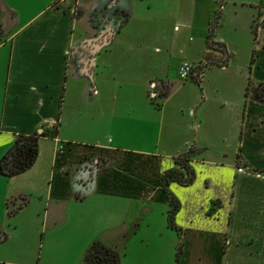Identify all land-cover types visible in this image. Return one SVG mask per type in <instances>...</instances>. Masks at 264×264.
Listing matches in <instances>:
<instances>
[{"label": "crops", "instance_id": "crops-1", "mask_svg": "<svg viewBox=\"0 0 264 264\" xmlns=\"http://www.w3.org/2000/svg\"><path fill=\"white\" fill-rule=\"evenodd\" d=\"M207 1L211 5L204 15L201 42L193 55L189 53L192 59L187 64L195 66L206 53L217 59L220 49L223 66L208 68L225 70L233 66L229 72L237 79L235 92L227 103L226 118L220 116L225 124L220 136H233V144L230 162L224 164L218 159L208 167V176L198 178L195 173L187 186H166L178 204L173 225L178 233L189 236L180 244L178 264H264V105L252 102L249 93L264 84V2ZM123 3L130 15L129 0H89L86 5L80 0H0L7 14L6 20H0V158L15 136H41L36 141L35 158L25 171L8 178L0 176L3 217L19 213L33 200L40 207L36 212L37 229L47 226L53 230L72 219L68 212L73 203L114 204L125 221H130L126 226L128 238L138 226V202L161 203L166 212L167 201L157 178L175 167L172 158L187 148L198 155L189 128L178 136L167 118L149 125L143 119L139 125L119 111L123 98L116 95L131 82L128 73L148 112L154 110L149 94L157 93L158 84L166 86L168 94L155 111L160 112L171 95L167 69L163 71L164 66L159 64L164 48L150 42L149 52H141L145 45L140 39L142 30L150 24L140 22L130 27L134 37L125 38L121 34L127 19L119 28L114 26V16L97 27L87 22L97 5L108 10ZM215 10L217 18L209 37L214 44L208 50L204 38ZM172 29L178 30L176 25ZM148 34L145 31V36ZM132 39H139V47L134 48L137 52L123 50ZM236 41L247 45L246 59L238 66L232 62ZM107 74L115 87L104 86ZM196 85L199 88V82ZM213 89L205 93L206 105L215 102L220 107L223 99L217 93L222 89L218 83ZM178 100L174 112L178 116L185 110L189 120L197 110L198 121L192 130L202 118L208 123L216 121L210 109L202 112L203 102L196 107L199 95L194 100ZM123 118L129 122L126 130L120 123ZM191 124L189 120L188 126ZM85 126L93 129L91 135L85 136ZM123 136H130L134 143L142 142L146 148L128 145L120 139ZM217 156L223 159L220 153ZM95 159L106 163L97 170L88 195L79 201L73 199L74 168ZM193 159L189 163L192 170L196 163ZM15 201L20 204L6 216ZM165 212L164 228L168 229ZM5 233L0 226V236L4 237L1 243ZM119 244L124 248L125 242ZM108 249L118 258L116 251ZM0 264L20 263L0 258Z\"/></svg>", "mask_w": 264, "mask_h": 264}, {"label": "rangeland", "instance_id": "rangeland-1", "mask_svg": "<svg viewBox=\"0 0 264 264\" xmlns=\"http://www.w3.org/2000/svg\"><path fill=\"white\" fill-rule=\"evenodd\" d=\"M88 1L80 0L85 5ZM243 1L254 3L257 0ZM129 3L130 15L127 17L126 28L122 30L121 36L125 38L134 37L130 34L133 33L130 27H134L140 22L150 24L149 28L142 30L143 36L140 39L145 41V45L141 52H149L151 43L164 48L166 54L162 52L159 54L161 60L159 64L164 66L163 71L167 69L171 95L160 112L155 111V108L148 112L142 101L139 88L133 85L132 74L128 73L126 76L131 82L123 85L122 89L118 90L122 92L116 95L118 98L122 95L123 98L119 111L122 114L126 113L131 119L129 121H136L139 125L144 123L143 119L149 125L151 121L156 123L158 119L167 118L171 121L170 127L176 129L175 132L178 136H182L189 128V137H193L192 141L197 145L195 148L199 151L193 159L196 162L193 170L190 167L193 177L195 173L198 178L206 177L210 174L208 167L218 159L219 161L222 160L224 164L230 162L233 136H220L225 127V124L221 123L223 119L220 116L226 118V114L229 112L227 103L234 95L237 79L229 72L233 66L225 70L199 66L196 72L202 68L201 74L198 75L200 84L198 87L202 90L198 91L199 88L192 78L183 82L175 78V70L181 62L188 63L192 59L189 53L191 52L193 55L195 47L201 42L204 15L211 3L207 0H129ZM1 19L6 20L7 14L3 12L0 6ZM173 25H176L178 30L172 29ZM145 31L149 33L147 36H145ZM138 42L139 39L137 41L132 39L128 42L131 44H127L123 50L130 51V53L137 52V49L134 48L139 47ZM233 47L234 58L232 62L234 65H241L246 59L247 45L236 41ZM212 48L215 49L216 46ZM221 51L217 49L218 57L216 60L222 63L223 54L220 53ZM209 59L215 60L210 57ZM103 79L104 86L115 87L113 81L109 80L108 74ZM217 83L222 89L217 94L219 98L223 99L221 100L223 105L221 104L219 107L213 102L211 106H208L206 105L205 93L215 91L211 88ZM129 85L134 87H127ZM198 95L199 100L196 102V107L203 102L202 112L206 109L209 112L210 109L211 115L216 121L208 123L205 118H202L194 131L191 127L198 121L197 110L194 111L193 116L189 117L192 122L189 126L185 110L181 111L183 115L181 117L174 112L176 101H180L178 100L180 97L194 100L198 98ZM121 117L125 116L121 115ZM120 123L124 127L123 130H126L128 120L123 118ZM92 131L91 127L85 126V136L91 135L90 132ZM120 139H124L128 145L133 147L146 148L142 142L134 143L130 136H123ZM218 153L223 156V159L217 156ZM17 203L20 204L18 201L11 202L12 207L9 210L13 209L12 213L16 210ZM7 206L9 207L10 204L8 203ZM4 207V202H2L0 226L6 232V239L0 246V258L13 263L35 264L36 259H38V264H80L81 256L88 244L98 242L104 247L116 251L119 264H174L175 247L187 242L189 238L186 234H181V231L178 233L164 228L165 208L158 202H138V226L132 234H129L128 238H125L129 233L126 226L128 227L130 221H125L121 210L114 204L78 206L73 203L68 212V215L73 216L72 219L64 222L57 229L52 230L46 226L40 231L37 229L39 222L36 218V212L39 213L40 207L35 201L31 200L26 208L11 217L9 215V218L3 217L2 209ZM122 212L124 214V208ZM5 225L8 226L5 227ZM124 242V248H122L119 243Z\"/></svg>", "mask_w": 264, "mask_h": 264}, {"label": "trees", "instance_id": "trees-1", "mask_svg": "<svg viewBox=\"0 0 264 264\" xmlns=\"http://www.w3.org/2000/svg\"><path fill=\"white\" fill-rule=\"evenodd\" d=\"M112 13V17H116L114 26L119 28L128 17L127 4L123 5L117 4L115 7L105 10L103 5H97L91 10L87 16V22L89 24L97 27L103 20H107L106 14ZM217 18V10L212 14V19L207 25V33L204 38L206 48L211 49L210 33ZM104 23V22H103ZM209 54H204L202 57V62L204 64L197 63L194 68V75L190 78L194 80L197 84L198 75L201 73L200 70L203 67L216 66L222 67L223 64L219 60H210ZM212 58V57H210ZM201 66L202 68L196 72V69ZM157 93H155L154 98L149 99V103L153 102V107L157 109L159 107L160 101L163 100L168 94V88L164 85L158 84ZM245 88L243 96L245 97L247 92ZM250 99L256 104L264 105V84H258L250 90ZM156 101V102H155ZM40 135H17L13 139L11 147L6 151V153L0 158V176L2 177H12L19 173L25 171L33 162L36 155V141ZM195 152L191 148L184 149L177 153L173 158L172 162L175 166L174 168L167 169L163 171L157 178V185L160 191L164 194L167 201V209L165 212V225L168 229L178 232V229L173 225V215L176 213L178 204L176 200L169 194L166 186L169 183H175L179 186H187L193 180V172L189 166L190 161L193 159ZM106 162L101 159H95L93 161H85L82 164L77 165L74 168V173L71 176V187H72V197L75 200H82L88 195L92 188L94 176L97 170L102 167ZM19 207V206H17ZM13 211V210H12ZM11 210L6 211V216L12 213ZM4 237L1 234L0 243L3 241ZM180 254V245L175 247L173 254L174 264H178V257ZM80 264H119L118 258L114 252L108 248L102 246L97 242L90 243L85 251L83 252L80 260Z\"/></svg>", "mask_w": 264, "mask_h": 264}, {"label": "built area", "instance_id": "built-area-1", "mask_svg": "<svg viewBox=\"0 0 264 264\" xmlns=\"http://www.w3.org/2000/svg\"><path fill=\"white\" fill-rule=\"evenodd\" d=\"M200 64H204V62H200ZM196 67L195 66H192V65H189L187 63H180L178 68H177V78L180 80V81H184L186 79H189L192 75H194V68ZM154 86L151 84L150 85V89H153ZM154 93H150L149 96H150V99L152 100L154 98Z\"/></svg>", "mask_w": 264, "mask_h": 264}, {"label": "flooded vegetation", "instance_id": "flooded-vegetation-1", "mask_svg": "<svg viewBox=\"0 0 264 264\" xmlns=\"http://www.w3.org/2000/svg\"><path fill=\"white\" fill-rule=\"evenodd\" d=\"M106 18H108V19H110V18H112V13H108V14H106Z\"/></svg>", "mask_w": 264, "mask_h": 264}]
</instances>
